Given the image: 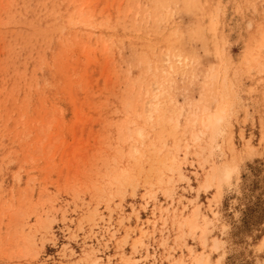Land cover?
Returning a JSON list of instances; mask_svg holds the SVG:
<instances>
[{
  "label": "rangeland",
  "instance_id": "rangeland-1",
  "mask_svg": "<svg viewBox=\"0 0 264 264\" xmlns=\"http://www.w3.org/2000/svg\"><path fill=\"white\" fill-rule=\"evenodd\" d=\"M0 264H264V0H0Z\"/></svg>",
  "mask_w": 264,
  "mask_h": 264
},
{
  "label": "bare ground",
  "instance_id": "bare-ground-1",
  "mask_svg": "<svg viewBox=\"0 0 264 264\" xmlns=\"http://www.w3.org/2000/svg\"><path fill=\"white\" fill-rule=\"evenodd\" d=\"M141 1V0H140ZM144 1V0H143ZM161 1V0H160ZM165 1V0H164ZM83 3H84V1H83ZM139 3H141V2H139ZM162 3V2H161ZM73 4V3H72ZM136 4V3H135ZM144 4V3H143ZM147 4V3H146ZM152 4V3H151ZM134 5V4H133ZM149 5V4H148ZM148 5H146V6H148ZM154 5V4H153ZM132 6V5H131ZM161 7V6H160ZM166 7V6H165ZM191 7V6H190ZM74 8V7H73ZM72 8V9H73ZM79 8V7H78ZM126 8V7H125ZM147 8V7H146ZM151 8H152V6H151ZM164 8V7H163ZM89 9V8H88ZM167 9H168V7H167ZM190 9V8H189ZM82 10V9H81ZM135 10H137V9H135ZM154 10V9H153ZM129 11V10H128ZM142 11V10H141ZM159 11V10H158ZM125 12V11H124ZM134 12V11H133ZM119 13V12H118ZM136 13V12H135ZM143 13V12H142ZM145 13H146V11H145ZM162 13V12H161ZM76 14H77V12H76ZM86 14V13H85ZM132 14V13H131ZM71 15V14H70ZM87 15V14H86ZM90 15V14H89ZM141 15V14H140ZM162 15V14H161ZM85 16V15H84ZM83 16V17H84ZM95 16V15H94ZM147 16V15H146ZM154 16V15H153ZM164 17H165V15H163ZM68 17V16H67ZM74 17V16H73ZM106 17V16H105ZM105 17H104V19H105ZM152 17V16H151ZM101 18V17H100ZM72 19V18H71ZM95 19V18H94ZM119 19V18H118ZM147 19V18H146ZM155 19V18H154ZM164 19V18H163ZM72 20H74V19H72ZM81 20V19H80ZM83 20H85L84 18H83ZM157 20V19H156ZM78 21V20H77ZM82 21V20H81ZM87 21V20H86ZM105 21V20H104ZM136 21V20H135ZM158 21V20H157ZM84 22V21H83ZM96 22V21H95ZM100 22V21H99ZM115 22V21H114ZM144 22V21H143ZM160 22V21H159ZM156 23V22H155ZM88 24V23H87ZM104 24V23H103ZM116 24V23H115ZM122 24H123V22H122ZM140 24V23H139ZM144 24V23H143ZM150 24V23H149ZM59 25V24H58ZM57 25V26H58ZM62 25V24H61ZM86 25V24H85ZM100 25H102V24H100ZM109 25V24H108ZM121 25V24H120ZM124 25V24H123ZM125 25H127L126 24V22H125ZM56 26V25H55ZM106 26V25H105ZM110 26V25H109ZM112 26V25H111ZM135 26V25H134ZM143 26V25H142ZM141 26V27H142ZM158 26V25H157ZM77 27V26H76ZM84 27V26H83ZM97 27V26H96ZM126 27V26H125ZM128 27V26H127ZM139 27V26H138ZM146 27V26H145ZM155 27V26H154ZM106 28H108V27H106ZM123 28V27H122ZM129 28H131V27H129ZM58 29V28H57ZM82 29V28H81ZM83 29H85V28H83ZM140 29V28H139ZM87 30V29H86ZM128 30V29H127ZM113 32V31H112ZM131 32V31H130ZM129 32V33H130ZM138 32V31H137ZM86 33V32H85ZM132 33V32H131ZM146 33V32H145ZM149 33V32H148ZM81 34V33H80ZM104 34V33H103ZM113 35V34H112ZM137 35V34H136ZM141 35V34H140ZM76 36V35H75ZM114 36V35H113ZM129 36V35H128ZM142 36V35H141ZM126 37H127V35H126ZM148 37V36H147ZM142 38H143V36H142ZM145 38V37H144ZM141 39V38H140ZM134 40H136V39H134ZM154 40V39H153ZM138 42V41H137ZM153 42V41H152ZM168 42V41H167ZM144 43V42H143ZM155 43V42H154ZM159 43V42H158ZM157 43V44H158ZM169 43V42H168ZM150 44H151V42H150ZM153 44V43H152ZM163 44V43H162ZM129 45H130V43H129ZM156 45V44H155ZM165 45V44H164ZM145 47H146V45H144ZM170 46V45H169ZM136 47V46H135ZM160 47H162V46H160ZM123 48V47H122ZM133 51V50H132ZM144 51V50H143ZM150 51H152V49L150 48ZM142 52V51H141ZM166 52V51H165ZM129 53V52H128ZM162 53V52H161ZM171 53V52H170ZM177 53V52H176ZM141 54V53H140ZM154 55V54H153ZM152 55V56H153ZM130 56V55H129ZM133 56V55H132ZM144 56V55H143ZM146 56V55H145ZM178 56V55H177ZM131 57V56H130ZM134 57H136V56H134ZM129 58V57H128ZM169 58H170V55H165V61H167V60H169ZM122 59H124V58H122ZM131 59V58H130ZM135 59V58H134ZM133 61H135V60H133ZM162 61V60H161ZM144 62H145V60H144ZM146 62H148V61H146ZM150 62V61H149ZM126 63V62H125ZM134 63V62H133ZM141 63H143V62H141ZM157 63V62H156ZM172 63V62H171ZM182 63V62H181ZM169 64V63H168ZM173 64H175V63H173ZM150 65V64H149ZM149 65H148V67H149ZM163 65V64H162ZM183 65V64H182ZM130 66V65H129ZM185 66V65H184ZM131 67V66H130ZM163 67V66H162ZM135 68V67H134ZM146 68V67H145ZM149 69V68H148ZM134 70V69H133ZM135 71V70H134ZM146 71V70H145ZM132 72V71H131ZM140 71H138V73H139ZM135 73V72H134ZM138 73H136V74H138ZM144 73H146V72H144ZM160 74V73H159ZM162 74V73H161ZM132 75V74H131ZM142 75V74H141ZM148 75V74H147ZM135 77H137V76H135ZM145 77V76H144ZM143 77V78H144ZM148 77H149V75H148ZM138 78V77H137ZM142 78V79H143ZM154 78V77H153ZM167 78H169V77H167ZM160 79V78H159ZM122 80V79H121ZM133 81H134V79H132ZM131 80V81H132ZM150 80H152L153 81V79L151 78ZM149 80V81H150ZM151 81V82H152ZM141 82H143V80L141 81ZM141 84V83H140ZM132 83H131V87H132ZM157 86V85H156ZM130 91V90H129ZM165 91V90H164ZM139 92V91H138ZM167 93V92H166ZM122 98V97H121ZM138 98V97H137ZM157 98V94H154L153 96H152V90L151 91H149V92H147V97L146 98H143V101L142 102H144V104H145V107H146V110H148V115L149 116H152V107H154L155 109H156V106H157V104H156V102L154 101H152V99H156ZM120 99V98H119ZM134 100H136V97L130 102V104H129V110L131 111L133 108H134V106H135V102L136 101H134ZM139 101V100H138ZM137 103V102H136ZM120 104V103H119ZM124 105V104H123ZM124 108H125V105H124ZM127 109V108H126ZM136 109V108H135ZM134 109V110H135ZM142 109V108H141ZM126 111H128V110H126ZM136 112V111H135ZM145 115V114H144ZM218 116V115H217ZM216 119V118H215ZM217 119H219L218 117H217ZM143 126V125H142ZM152 139V138H151ZM141 144V143H140ZM147 146V145H146ZM148 150H150V151H152V141L148 144ZM143 149V148H142ZM136 150V149H135ZM134 153V152H133ZM142 154V153H141ZM157 154V153H156ZM137 158V157H136Z\"/></svg>",
  "mask_w": 264,
  "mask_h": 264
}]
</instances>
